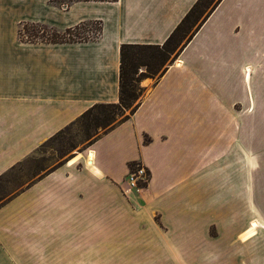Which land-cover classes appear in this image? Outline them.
<instances>
[{
	"label": "crops",
	"instance_id": "crops-1",
	"mask_svg": "<svg viewBox=\"0 0 264 264\" xmlns=\"http://www.w3.org/2000/svg\"><path fill=\"white\" fill-rule=\"evenodd\" d=\"M196 2L0 0V179L95 104L117 103L120 47L162 45ZM92 23L88 40L20 39L25 26ZM142 86L128 120L0 204V264H264L253 244L222 241L252 237L243 239L260 180L264 0H221ZM130 165L149 180L127 199Z\"/></svg>",
	"mask_w": 264,
	"mask_h": 264
},
{
	"label": "trees",
	"instance_id": "trees-1",
	"mask_svg": "<svg viewBox=\"0 0 264 264\" xmlns=\"http://www.w3.org/2000/svg\"><path fill=\"white\" fill-rule=\"evenodd\" d=\"M220 1L197 0L162 45L127 44L120 47V92L118 102L95 104L76 120V122L81 121L83 124L84 138L89 141L87 147L117 125L129 119L130 115L141 104V96L144 91L140 86L142 78L156 77L155 81L159 80L167 71L168 66L178 58L184 46L192 40L199 27L203 25ZM70 32L72 31L67 29L63 33L70 35ZM64 41L68 40L63 38L56 42H41L58 43ZM127 110H129V113L126 115L125 111ZM91 129L94 130L93 135L95 136H92ZM98 129H101L103 133H97ZM145 142H148L147 138H145ZM133 167L135 166L130 165V170H133Z\"/></svg>",
	"mask_w": 264,
	"mask_h": 264
},
{
	"label": "rangeland",
	"instance_id": "rangeland-1",
	"mask_svg": "<svg viewBox=\"0 0 264 264\" xmlns=\"http://www.w3.org/2000/svg\"><path fill=\"white\" fill-rule=\"evenodd\" d=\"M53 1V0H52ZM66 2V0H63ZM72 1V0H70ZM90 1V0H87ZM99 1V0H95ZM107 1V0H104ZM98 34V25L97 24H85L76 31L70 32V35L67 33H59L51 30L47 27H34V26H25L20 29V39L22 41H51L56 42L64 38V40L75 41L82 39H92L95 38ZM142 71V70H141ZM156 78V77H155ZM155 78H142L140 86L144 89L142 96L148 91L149 86H142V83H149V81L154 80ZM141 96V97H142ZM129 110L125 111L127 115ZM93 129L90 130L92 136ZM97 133H103L101 129H98ZM262 149L260 156V180L258 183V201L252 204V210L254 215L252 218L253 221L258 223V227L254 229L251 225L249 232L246 235L252 236L246 240H242L240 237L235 236L233 239L230 236L223 235L222 241H237V242H246L253 244L256 252L254 253L256 260H264V125L262 131ZM89 141L84 138L83 124L81 121L75 122L72 126L65 128L61 133L55 136L51 141L46 142L40 149L37 150L36 154L32 157L25 159L13 172L3 176L0 179V204L5 201L9 196L16 194L23 187L34 179L35 175L38 173L51 170L54 166L62 163L63 161H69L75 157L78 153L84 154L87 143ZM135 168V167H133ZM134 170V169H133ZM131 171V170H130ZM133 194L127 196L124 194L125 198L130 199ZM213 203H211L212 205ZM252 218L242 219V228L243 223L245 227L249 226V220ZM158 223V221H157ZM258 230V231H257ZM257 231V233H256ZM139 233L142 235H151L147 230L139 229ZM256 233V235H255ZM243 236L244 237L246 236ZM210 237H216L217 232L214 227L210 229ZM131 250V248H130ZM147 250L141 248L139 251ZM134 251V249H133ZM149 251V249L147 250Z\"/></svg>",
	"mask_w": 264,
	"mask_h": 264
},
{
	"label": "built area",
	"instance_id": "built-area-1",
	"mask_svg": "<svg viewBox=\"0 0 264 264\" xmlns=\"http://www.w3.org/2000/svg\"><path fill=\"white\" fill-rule=\"evenodd\" d=\"M148 180V172L143 167L135 166L134 170H131L128 175L127 189L124 191V194L131 195L132 191H141L146 186Z\"/></svg>",
	"mask_w": 264,
	"mask_h": 264
},
{
	"label": "bare ground",
	"instance_id": "bare-ground-1",
	"mask_svg": "<svg viewBox=\"0 0 264 264\" xmlns=\"http://www.w3.org/2000/svg\"><path fill=\"white\" fill-rule=\"evenodd\" d=\"M176 63H178V62H176ZM177 67V66H176ZM251 225H252V227L254 228V229H256L257 227H258V223L257 222H255V221H252L251 222ZM250 236V234L249 235H246L245 237H244V239L245 238H248Z\"/></svg>",
	"mask_w": 264,
	"mask_h": 264
}]
</instances>
